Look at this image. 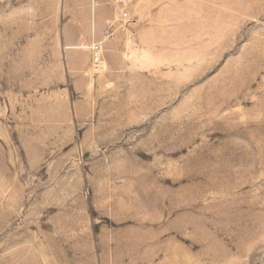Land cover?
Here are the masks:
<instances>
[{"label": "rangeland", "instance_id": "obj_1", "mask_svg": "<svg viewBox=\"0 0 264 264\" xmlns=\"http://www.w3.org/2000/svg\"><path fill=\"white\" fill-rule=\"evenodd\" d=\"M96 1L0 0V264H264V0Z\"/></svg>", "mask_w": 264, "mask_h": 264}, {"label": "built area", "instance_id": "obj_2", "mask_svg": "<svg viewBox=\"0 0 264 264\" xmlns=\"http://www.w3.org/2000/svg\"><path fill=\"white\" fill-rule=\"evenodd\" d=\"M118 3H124L130 0H115ZM103 45L101 42H95L91 45L92 61L94 64L98 65L102 63L103 60Z\"/></svg>", "mask_w": 264, "mask_h": 264}, {"label": "bare ground", "instance_id": "obj_3", "mask_svg": "<svg viewBox=\"0 0 264 264\" xmlns=\"http://www.w3.org/2000/svg\"><path fill=\"white\" fill-rule=\"evenodd\" d=\"M94 4H95V6L99 5V3H98L96 0H94ZM78 48H79L80 50H81V49H86V48H87V45L83 44V45L79 46Z\"/></svg>", "mask_w": 264, "mask_h": 264}]
</instances>
